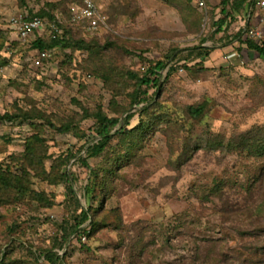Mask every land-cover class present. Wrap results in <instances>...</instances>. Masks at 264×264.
Instances as JSON below:
<instances>
[{
  "label": "rangeland",
  "instance_id": "374dc122",
  "mask_svg": "<svg viewBox=\"0 0 264 264\" xmlns=\"http://www.w3.org/2000/svg\"><path fill=\"white\" fill-rule=\"evenodd\" d=\"M198 1L96 0L105 24L67 33L40 67L38 34L22 40L12 19L66 15L67 0H0V167L34 192L2 195L0 264H264V154L238 148L264 142V58L237 39L252 21L233 0L219 32L222 0ZM162 58L178 69L133 105L131 72ZM99 112L120 123L92 157ZM83 160L105 182L93 197Z\"/></svg>",
  "mask_w": 264,
  "mask_h": 264
},
{
  "label": "trees",
  "instance_id": "16d2710c",
  "mask_svg": "<svg viewBox=\"0 0 264 264\" xmlns=\"http://www.w3.org/2000/svg\"><path fill=\"white\" fill-rule=\"evenodd\" d=\"M81 5V0H67V11L66 15L62 13L63 16H60L61 14L58 12L56 13H49L46 10H43L41 12H38L36 15L44 18V16L49 15L51 17V21H56L58 18L61 17L62 19V24H60V28L62 29V33H58L56 36L53 37V34L49 32H43L41 35H37V39L33 42V46L38 49V52L46 51V52H51L57 47H62V48H68L71 47L72 44L69 42L66 37V34H71L74 31H83V32H88V25L89 21L88 20H83V21H77L74 22L72 21V16H73V11H72V6L73 4ZM223 8L221 10L224 18L219 19L214 22L218 26V32L222 31L223 25L225 24L226 18L231 17V14L227 11L226 5L229 4V0H222ZM256 6V0H233L232 2V10L234 12H241L242 9L248 8L251 9ZM29 16V15H28ZM32 16V15H31ZM48 22V20H46ZM255 28V26L252 24L249 26L248 30ZM246 30L245 34L243 37H245L243 41L246 46L252 50L258 53V55L261 58H264V44H259L253 39L247 37L246 33L248 32ZM242 32V31H241ZM238 35V34H237ZM236 35V36H237ZM74 42V41H72ZM81 42H86L85 40ZM80 49V48H79ZM196 51L198 52V56H196L198 59L202 58L205 59L207 58L211 52L213 51L212 47H207V46H198ZM145 51V50H144ZM49 59H44L41 66L43 67L44 61H48ZM34 63V60H33ZM148 66H141L140 69L132 71V75L135 76L138 89L137 91L134 92L132 96V103L133 105L139 104L141 102H145L148 98V90L151 87L159 88L160 87V74L161 71H163L168 64V60L166 59H158V60H148ZM187 63V62H186ZM184 63L183 67H187L188 65ZM40 66V67H41ZM168 76L172 74L173 71L177 70L178 68L176 65H169L168 66ZM146 86L147 89L142 90V88ZM189 112L193 114L194 116L201 115L203 113V107H189ZM12 117V116H10ZM8 116V118H10ZM29 118V116H27ZM97 122H96V135L97 138H99L98 142L92 146L89 147L88 149V155L92 157H97L100 154L104 152L106 147L109 145L111 139L113 138V135L111 134L112 130L120 123V120L118 118H110L107 115L103 113H97ZM133 117V115H128L127 119L125 121V125L120 128V130H117V134H121L122 136L125 134H129L132 132V130H127V125L129 123V120ZM138 126L140 127V130L145 126L149 127V124H144L142 121ZM67 128V127H65ZM133 133V132H132ZM251 132L242 135L241 137V142H238L240 146L238 147L239 150L247 151L248 153H254L255 155H263L264 154V142L258 143V145L255 144V140L253 139V136L251 137ZM130 137V136H129ZM29 151L32 150L31 146L28 147ZM240 150V151H241ZM29 151L27 152L29 154ZM70 156H74V154H70ZM40 161L42 163V158H40ZM33 164V163H32ZM31 164V165H32ZM34 165V164H33ZM82 165L86 166L90 170V180L88 185L85 187L86 195H90L89 197H93V192L96 190V186H105V182L103 181V176L99 173V171H96L90 164L83 160ZM63 176L66 177V174ZM65 179H68L67 177ZM24 180L26 178H23V175L18 177V176H13L10 174L9 171H3L2 168L0 167V200L5 199L2 195L6 193H10V198L16 197L15 195L20 193L21 191L30 190V192L34 193L31 189H29L25 183ZM70 190V193L74 194V190L72 187L69 186L68 188ZM80 219L76 220L77 222L72 228V232L75 233L78 228L89 219V214L82 210L81 215L79 216ZM93 226L95 221L92 222ZM92 226V227H93ZM72 232H66V234H71ZM85 232V231H84ZM81 233V232H80ZM80 237V236H79ZM48 259L51 262V264H61V256L58 255L57 253L54 252H48Z\"/></svg>",
  "mask_w": 264,
  "mask_h": 264
},
{
  "label": "built area",
  "instance_id": "2783aa9c",
  "mask_svg": "<svg viewBox=\"0 0 264 264\" xmlns=\"http://www.w3.org/2000/svg\"><path fill=\"white\" fill-rule=\"evenodd\" d=\"M81 5L76 3L72 6L73 16L72 21H83L88 20V29L91 31L100 29L105 24V16L102 12L101 7L97 4L96 0H81ZM200 7H204V1H198ZM256 6L259 10L260 24L264 26V0H256ZM62 19L58 18L56 21L51 23L38 15L32 16H20L12 19V25L15 28L18 36L22 40L28 39L30 36L43 32H49L53 34V37H57L58 33H62L60 28ZM247 37L253 39L259 44H264V28L256 27L248 30L246 33ZM51 54L46 51H40L37 53V57L34 59V65L40 66L44 59H49Z\"/></svg>",
  "mask_w": 264,
  "mask_h": 264
},
{
  "label": "crops",
  "instance_id": "0c3cea01",
  "mask_svg": "<svg viewBox=\"0 0 264 264\" xmlns=\"http://www.w3.org/2000/svg\"><path fill=\"white\" fill-rule=\"evenodd\" d=\"M241 13L244 14V16L245 15L247 16L248 21L251 19L252 24L254 26L264 28V26L262 27L261 24H260V18H259V13L258 12H257V14L255 12V14L252 16V14L249 11V9L248 8H245V9H242V11L240 13H237L236 12V14H234V16L236 17L237 14H241ZM221 15H223V14H221ZM220 19H222V18H220ZM229 19H230L229 21H232L233 17H230ZM247 19L245 18V20H247ZM237 34H238V37H237L238 40H240V39L243 40L245 38V37H243L244 36V31L243 30H242V32L239 31Z\"/></svg>",
  "mask_w": 264,
  "mask_h": 264
},
{
  "label": "clouds",
  "instance_id": "9594fccd",
  "mask_svg": "<svg viewBox=\"0 0 264 264\" xmlns=\"http://www.w3.org/2000/svg\"><path fill=\"white\" fill-rule=\"evenodd\" d=\"M18 35V34H17ZM35 36V35H34ZM20 38V37H19ZM50 58V57H49Z\"/></svg>",
  "mask_w": 264,
  "mask_h": 264
}]
</instances>
